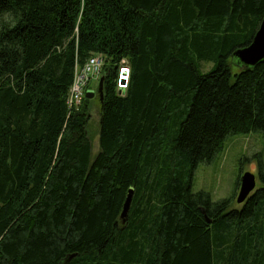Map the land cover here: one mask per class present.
<instances>
[{"label": "trees", "instance_id": "obj_1", "mask_svg": "<svg viewBox=\"0 0 264 264\" xmlns=\"http://www.w3.org/2000/svg\"><path fill=\"white\" fill-rule=\"evenodd\" d=\"M263 15L264 0H0V264H264V169L240 208L192 191L226 136L264 132V59L230 62ZM94 55L103 97L91 80L71 105Z\"/></svg>", "mask_w": 264, "mask_h": 264}, {"label": "rangeland", "instance_id": "obj_2", "mask_svg": "<svg viewBox=\"0 0 264 264\" xmlns=\"http://www.w3.org/2000/svg\"><path fill=\"white\" fill-rule=\"evenodd\" d=\"M233 73L242 69L235 57L230 58ZM203 71H208L212 63L201 62ZM102 75V74H101ZM92 87H99L98 81L93 80ZM92 89L86 92L91 97ZM71 93V92H70ZM78 104V103H76ZM90 120L88 131L92 142V158L100 151V103L99 96L90 101ZM261 168L264 169V132L261 130L249 133L229 134L226 136L222 148L211 161L200 162L194 170L192 191L204 190L209 192L214 200L233 197V207L240 208L237 202L242 175L253 172L257 177L256 192L262 185L260 181ZM239 181V183H238Z\"/></svg>", "mask_w": 264, "mask_h": 264}, {"label": "water", "instance_id": "obj_3", "mask_svg": "<svg viewBox=\"0 0 264 264\" xmlns=\"http://www.w3.org/2000/svg\"><path fill=\"white\" fill-rule=\"evenodd\" d=\"M234 57L244 66H255L260 61L264 59V15L256 31L252 42L244 47L236 49L233 53ZM103 81L104 76L100 78L98 92L103 97ZM126 79L123 78L122 82L125 83ZM95 91H92L91 97H93ZM257 179L256 175L251 172H245L241 177L240 190L237 195V202L239 204L245 203V201L253 194V191L256 189ZM134 189L129 190L128 196L124 203V208L121 214V219L125 220L130 209ZM210 221V220H208ZM74 255H71L68 258V261L71 260Z\"/></svg>", "mask_w": 264, "mask_h": 264}, {"label": "built area", "instance_id": "obj_4", "mask_svg": "<svg viewBox=\"0 0 264 264\" xmlns=\"http://www.w3.org/2000/svg\"><path fill=\"white\" fill-rule=\"evenodd\" d=\"M104 57L102 55H94L90 57L88 62L81 67L80 69H77L75 74L74 83L70 89V96H69V103L76 104L80 103L84 92L86 85L91 80H99L101 78V70L104 65ZM129 67L127 65H122L120 68V80L118 83V86L120 89H124L127 87L128 79H129ZM125 78V83L122 82V79Z\"/></svg>", "mask_w": 264, "mask_h": 264}, {"label": "flooded vegetation", "instance_id": "obj_5", "mask_svg": "<svg viewBox=\"0 0 264 264\" xmlns=\"http://www.w3.org/2000/svg\"><path fill=\"white\" fill-rule=\"evenodd\" d=\"M256 179H257V177H256Z\"/></svg>", "mask_w": 264, "mask_h": 264}]
</instances>
